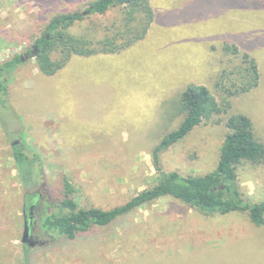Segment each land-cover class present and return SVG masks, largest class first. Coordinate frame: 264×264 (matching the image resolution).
Here are the masks:
<instances>
[{
	"label": "rangeland",
	"instance_id": "obj_1",
	"mask_svg": "<svg viewBox=\"0 0 264 264\" xmlns=\"http://www.w3.org/2000/svg\"><path fill=\"white\" fill-rule=\"evenodd\" d=\"M90 1L95 0H0V62L25 56L55 16L86 13ZM152 3L157 21L155 13L146 37L121 53L74 55L53 76L43 74L34 57L14 71L8 98L18 120L7 133L0 125V264H26L24 244L30 264H264V224H255L247 211L205 212L172 196L75 240L52 239L41 230L43 191L23 186L13 142L39 153L57 195L65 176L79 207L102 209L158 182L152 151L183 120L180 100L190 83L205 84L229 107L160 151L163 171H215L231 115H247L264 143V0ZM119 15V7L106 15L86 14L67 31L100 38ZM245 53L258 64L259 83L245 92L236 91L238 85L228 95L227 88L240 83ZM5 112L0 106L4 118ZM43 119H49L45 129ZM237 185L246 201H264V163H241ZM26 212L30 235L24 243Z\"/></svg>",
	"mask_w": 264,
	"mask_h": 264
},
{
	"label": "trees",
	"instance_id": "obj_2",
	"mask_svg": "<svg viewBox=\"0 0 264 264\" xmlns=\"http://www.w3.org/2000/svg\"><path fill=\"white\" fill-rule=\"evenodd\" d=\"M115 7L120 8V15L111 26L103 27L102 37L75 35L67 31L69 26L81 21L86 14L106 15ZM85 9L88 12L67 11L55 16L47 25L46 32L35 40L32 49L27 52L31 53L35 47L38 48L36 55H30V58L36 59L37 66L43 74L48 76L56 74L74 55L119 53L131 47L146 37L155 14L150 0H95L88 2ZM231 47L227 44L225 49L230 51ZM233 50L237 53L238 47H233ZM22 56L16 54L0 62V106L8 115L4 118L0 114V125L5 126L6 133L10 130V122L18 120L14 110L10 108L8 86L14 71L23 62ZM243 62L245 65L239 71L240 83L227 88L228 95H232L234 92L231 89L238 85L236 91L245 92L259 83L260 75L255 59L245 53ZM180 103L179 112L184 114V118L179 127L166 134L152 151L154 164L160 172L158 182L140 191L126 203L110 209L79 207L75 197L76 189L65 176L63 190L57 195L47 182L39 153L13 142L12 156L16 160L23 186L26 189L43 191L45 211L40 222L41 230L52 239L58 236L62 239L75 240L81 233L88 232L94 227L109 225L120 216L164 196H172L190 207L205 212L247 211L255 224H264V201L256 203L246 201L237 185L238 166L241 163L244 161L254 165L264 163V143L257 137L253 123L247 115L236 114L227 118L228 131L215 171L204 175H184L177 170L167 172L161 169L158 156L160 151L186 136L196 125L226 112L229 107L228 100L221 105L208 86L196 83H190L186 87L182 92ZM29 166L31 170L28 169ZM32 179L39 180L33 182ZM44 191H47V194ZM29 250V246L24 244L26 264H30ZM1 260L4 262L3 259Z\"/></svg>",
	"mask_w": 264,
	"mask_h": 264
},
{
	"label": "water",
	"instance_id": "obj_3",
	"mask_svg": "<svg viewBox=\"0 0 264 264\" xmlns=\"http://www.w3.org/2000/svg\"><path fill=\"white\" fill-rule=\"evenodd\" d=\"M37 47H35V49L33 51H31V53H25V56H22V59L25 60V58H29L30 55L35 56L36 55V51H37ZM222 188H224V186H222ZM29 235H30V226L29 223L27 222L26 226H25V231H24V235L22 238V241L24 243L29 242ZM32 244V243H31Z\"/></svg>",
	"mask_w": 264,
	"mask_h": 264
},
{
	"label": "crops",
	"instance_id": "obj_4",
	"mask_svg": "<svg viewBox=\"0 0 264 264\" xmlns=\"http://www.w3.org/2000/svg\"><path fill=\"white\" fill-rule=\"evenodd\" d=\"M152 1V0H151ZM151 1H150V3H151ZM152 5V8H153V10H154V13H156V19H155V22L157 21V10H155V7H154V5H153V3L151 4ZM154 18H155V14H154ZM154 21V20H153ZM155 22L153 23V25L155 24ZM152 25V24H151ZM151 27V26H150ZM119 53H121V52H119ZM100 54H105V53H100ZM108 54H116V53H108ZM96 55H98V54H95V55H91V56H88L89 58L90 57H93V56H96ZM51 76H53V75H51ZM45 120V121H44ZM47 120V121H46ZM44 121V122H43ZM49 121V119H43L42 120V124H43V128L42 129H45L44 127H45V123H47ZM37 131V130H36Z\"/></svg>",
	"mask_w": 264,
	"mask_h": 264
},
{
	"label": "flooded vegetation",
	"instance_id": "obj_5",
	"mask_svg": "<svg viewBox=\"0 0 264 264\" xmlns=\"http://www.w3.org/2000/svg\"><path fill=\"white\" fill-rule=\"evenodd\" d=\"M31 196H33V194ZM28 206H30V208H31L33 206V204L27 205L26 207H28ZM37 206H39V205H37ZM31 213H32V210H31ZM25 222H26V224H27V222L30 223L29 215L27 214V212L25 213Z\"/></svg>",
	"mask_w": 264,
	"mask_h": 264
}]
</instances>
